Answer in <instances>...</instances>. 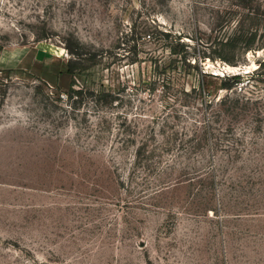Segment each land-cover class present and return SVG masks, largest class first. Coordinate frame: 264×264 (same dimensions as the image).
Segmentation results:
<instances>
[{"label":"rangeland","instance_id":"1","mask_svg":"<svg viewBox=\"0 0 264 264\" xmlns=\"http://www.w3.org/2000/svg\"><path fill=\"white\" fill-rule=\"evenodd\" d=\"M0 264H264V0H0Z\"/></svg>","mask_w":264,"mask_h":264},{"label":"trees","instance_id":"2","mask_svg":"<svg viewBox=\"0 0 264 264\" xmlns=\"http://www.w3.org/2000/svg\"><path fill=\"white\" fill-rule=\"evenodd\" d=\"M184 60H186V59H184ZM194 63H196V60H194ZM188 65H191V64L188 63ZM64 66H65V69L62 72H65V73H67L69 75H73L74 67H73L72 63L69 60L64 64ZM195 67H197V65H195ZM198 68H200V70H201V67L198 66ZM202 74H205V72H202ZM234 77H238V76L234 75ZM74 84H75V80L71 78L70 86H69V88L67 90V94L70 95V96H72L74 93H77L76 90L75 91L73 90Z\"/></svg>","mask_w":264,"mask_h":264},{"label":"bare ground","instance_id":"3","mask_svg":"<svg viewBox=\"0 0 264 264\" xmlns=\"http://www.w3.org/2000/svg\"><path fill=\"white\" fill-rule=\"evenodd\" d=\"M224 67V69L225 70H229V71H231V70H238L239 68L238 67H235V66H229V65H225V66H223ZM245 69H247V67H245Z\"/></svg>","mask_w":264,"mask_h":264},{"label":"crops","instance_id":"4","mask_svg":"<svg viewBox=\"0 0 264 264\" xmlns=\"http://www.w3.org/2000/svg\"><path fill=\"white\" fill-rule=\"evenodd\" d=\"M63 77H64V79H65V82H67V84H68L69 80H68V78H67V75H66V74H63Z\"/></svg>","mask_w":264,"mask_h":264},{"label":"built area","instance_id":"5","mask_svg":"<svg viewBox=\"0 0 264 264\" xmlns=\"http://www.w3.org/2000/svg\"><path fill=\"white\" fill-rule=\"evenodd\" d=\"M222 69H223V68H222ZM223 71H227V70L223 69Z\"/></svg>","mask_w":264,"mask_h":264}]
</instances>
